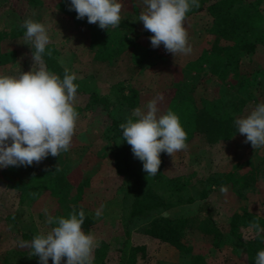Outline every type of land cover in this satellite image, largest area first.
I'll return each instance as SVG.
<instances>
[{
  "label": "trees",
  "instance_id": "obj_1",
  "mask_svg": "<svg viewBox=\"0 0 264 264\" xmlns=\"http://www.w3.org/2000/svg\"><path fill=\"white\" fill-rule=\"evenodd\" d=\"M28 1L0 0V7H11L12 10L21 12L27 7ZM263 1L198 0L210 18L207 31L213 36L212 42L210 46L201 48L198 56L186 60L183 67L170 63L173 75L174 72H179L173 76L171 87L158 88L151 95L150 100L163 96V100L157 104L158 116L168 110L178 115L187 133L186 144L193 143L198 148L196 159L201 158L203 146H213L222 139L231 138L237 130L234 112L242 110L250 98H260L259 90L264 87L257 84L258 78L264 74ZM126 3L138 15L144 10L143 0H126ZM201 6H193L186 14L184 27L188 33V41L197 39L193 20ZM126 24V20H121L117 28L105 35L104 45L101 47L105 58H112L130 46L127 33L123 31ZM129 29H133V24ZM143 31L148 37L153 35L145 29ZM5 34L6 32H0V40ZM109 38L113 41L112 45L108 44ZM99 46H96L97 50ZM29 51H34L32 45ZM43 61L47 70L61 79L65 69H68L69 74L75 73L77 76L71 58L54 42H49L46 46ZM206 66L222 78L231 74L230 84L237 85L236 91L241 94L201 97L198 100L183 92L180 84L184 70L202 72ZM77 81L78 76L74 83ZM126 81L127 78L119 80L108 93H101L96 88L89 90V97L85 102L76 101L75 109L79 116H89L86 145L90 152L86 156L102 158V154L95 152V149L105 139L113 140L111 150L120 158L122 172L129 173L135 179L131 217L147 219L137 228L138 232L166 245L174 254L170 257L154 256L148 242L131 239V231L127 229L126 238L117 247L120 262L146 264L147 260L154 258L155 264H182L184 259L189 264H209L213 248L221 247L226 234L240 238L243 236V226H251L255 231L247 238L243 264H255L258 251L264 250V198L260 196L261 210H251L246 206L241 211L234 212L228 222H220L215 218L216 206L207 199L214 189L217 195L230 194L235 197V204L238 205V197L242 195L243 189L253 187L260 176L264 177V156L258 162L250 160L246 170L240 174L237 169L210 168L207 175L200 178L201 186H198L195 179L200 176L195 163L185 165L188 170L184 172L182 167L170 163L164 153H161L158 173L147 176L143 171V163L134 157L131 146L124 141L120 128V124L126 123L128 118L136 119L133 112L144 103L145 91L142 85H127ZM114 105L119 106L121 115L114 109ZM67 169L64 165L55 164L46 170H42L36 163L31 166H10L1 168L0 178L6 183H16L19 201L36 207L41 217L47 216L45 210H48V206H52L50 215L57 218H68L73 209L77 214L83 209L85 220L82 231L88 234L92 230H101L105 223L103 201L88 199L86 183L80 182L75 186L76 193L73 203H70V190L74 181ZM97 210L100 211L99 216L96 215ZM51 226L53 228L57 225ZM189 231L202 235L205 249H196L186 236ZM112 245L111 240L101 238L100 244L93 251V260L100 258L103 261ZM0 264H7L2 255ZM61 264H66V258Z\"/></svg>",
  "mask_w": 264,
  "mask_h": 264
},
{
  "label": "rangeland",
  "instance_id": "obj_2",
  "mask_svg": "<svg viewBox=\"0 0 264 264\" xmlns=\"http://www.w3.org/2000/svg\"><path fill=\"white\" fill-rule=\"evenodd\" d=\"M118 2L122 4L121 20L127 22L123 31L127 33L130 46L112 58H105V52L101 47L104 45L105 35L110 34L111 29L114 28L101 29L98 24L88 23L87 17L77 19V13L69 10L70 0H29L25 10L21 12L14 11L11 7H0V32H6L0 40V75L17 76L22 72L37 69L38 66L33 65L32 53L29 51L31 43L25 44L26 29L21 27L25 19L31 18L43 23L48 30L50 42L56 43L67 57L71 58L78 76L77 100L85 102L89 97V90L95 88L101 93H108L116 82L127 78L125 82L127 85L138 83L144 87L145 101L139 108L146 111L145 106L153 92L161 87H171L173 76L179 73L174 72L173 75L169 64L175 63L183 67L186 60L198 56L201 48L210 46L213 39L207 31L210 18L207 11L199 4L201 8L194 14L193 20L197 39L188 41L192 51L188 55L174 56L165 50L163 44L153 48L150 37L143 31V23L137 20L140 14L130 10L126 0H118ZM262 10L264 12V1ZM132 24L131 30L129 28ZM121 37L123 38L124 35ZM108 41V44L112 45L111 38ZM98 44L100 48L97 50ZM184 71L181 89L198 100L201 97L213 98L220 95L227 97L240 93L236 91L237 85L230 84L231 74L222 78L211 72L208 66L202 72L186 69ZM258 79L257 84L264 86V74ZM263 89L264 87L259 90L261 92L259 100L252 97L242 110L234 112L235 121L246 117L258 104L264 103ZM114 109L122 114L118 105H114ZM88 124V115L79 116L69 150L57 157L50 155L39 165L42 170L49 169L54 164L68 168L67 171L71 172L74 181L70 190V203H73L76 193L75 186L80 182L86 183L88 199L103 201L105 223L101 230H92L91 234L98 244L101 238H106L111 240L113 245L103 261L100 258L95 259L92 264H122L117 247L126 238L127 229L131 231V239L147 241L154 256H172L174 251L166 245L138 232L137 228L147 219L131 217V201L136 190L135 179L129 173L122 172L120 165L122 162L116 152L111 150L113 140L105 139L95 149V152L102 154V158L86 156L90 152V148L86 145ZM245 140L246 137L238 132L237 126L231 138L222 139L213 146H203L201 158L196 159V154L198 155L199 152L193 143L186 144L187 147L174 153L173 157L167 153L164 155L170 163L182 167L184 172L188 170L185 165L195 163L200 176L196 177L195 182L201 186L200 178L205 177L210 168L237 169L240 174L246 170L250 160L258 162L263 158L264 147L253 149L250 142L245 143ZM260 196L264 198L263 176L259 177L253 187L243 189L242 195L238 197V205L235 204V197L230 194L217 195L214 189L210 191L207 200L216 206L215 218L220 222H228L234 212L241 211L246 206L251 210H261ZM51 207L48 206L47 216L41 217L36 207L19 201L16 183H6L0 178V255L7 264H40L39 257L33 255L30 242L34 236L51 231L52 226L47 223L48 216H51ZM242 230L243 236L240 238L230 234L225 235L221 247L213 248L209 264H243L247 238L255 229L251 226H243ZM186 236L196 249H205L203 237L199 232L189 231ZM153 259L147 260L146 264H155ZM48 264H53L51 258ZM182 264L189 263L184 259Z\"/></svg>",
  "mask_w": 264,
  "mask_h": 264
},
{
  "label": "clouds",
  "instance_id": "obj_3",
  "mask_svg": "<svg viewBox=\"0 0 264 264\" xmlns=\"http://www.w3.org/2000/svg\"><path fill=\"white\" fill-rule=\"evenodd\" d=\"M143 5L137 20L153 34L151 46L163 44L174 56L190 54L184 21L193 6L199 7L198 0H143ZM69 10L77 13V19L87 17L88 23L98 24L101 29L116 28L121 22L122 4L118 0H70ZM21 27L26 29L25 44L31 43L34 48L33 65L38 67L17 76L0 75V168L31 166L49 155L57 157L67 152L79 117L75 109L77 76L65 69L61 79L44 64L43 54L50 42L47 28L31 18L25 19ZM160 100L162 95L150 100L146 111L135 109V120L128 118L120 124L124 141L143 163L147 176L158 173L161 153L173 157L187 147V133L178 115L168 110L158 116ZM235 123L246 137L245 143L250 142L253 149L264 147V103ZM96 215H100L99 210ZM84 220L83 209L78 214L73 209L68 218L48 216L47 223L57 226L30 242L40 264H48L49 258L53 264H61L65 258L66 264H92L98 243L91 233L82 231ZM255 264H264V250L258 251Z\"/></svg>",
  "mask_w": 264,
  "mask_h": 264
}]
</instances>
